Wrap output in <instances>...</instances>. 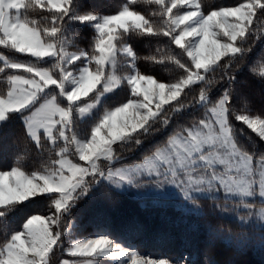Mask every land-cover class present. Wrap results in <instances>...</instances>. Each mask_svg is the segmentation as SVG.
Returning <instances> with one entry per match:
<instances>
[{"label": "snow or ice", "instance_id": "1", "mask_svg": "<svg viewBox=\"0 0 264 264\" xmlns=\"http://www.w3.org/2000/svg\"><path fill=\"white\" fill-rule=\"evenodd\" d=\"M142 2L149 13L138 0L107 14L89 0H0V140L40 160L28 171L14 151L0 168V264H50L54 246L78 258L62 264H240L218 245L264 264V108L250 98L264 95V0ZM81 26L88 43L69 51ZM127 195L189 219L188 250L142 253L137 240L177 238L135 223L113 238L104 205Z\"/></svg>", "mask_w": 264, "mask_h": 264}, {"label": "trees", "instance_id": "2", "mask_svg": "<svg viewBox=\"0 0 264 264\" xmlns=\"http://www.w3.org/2000/svg\"><path fill=\"white\" fill-rule=\"evenodd\" d=\"M125 0H89V3L95 8L96 11L101 13H111L115 11L119 4L124 3ZM211 3L218 6L231 5L235 0H210ZM135 7L139 8L141 11L146 14L150 12V9L145 5L142 0H138V3ZM90 36V30L84 29L81 26V29L76 34L75 46L69 47V51H75L76 46L83 47L88 43V38ZM138 53L141 56L148 55L149 52L155 53L157 45L153 43L151 47H146L144 43L139 40L132 41ZM163 48V45H160ZM0 51H4L0 48ZM259 48L254 49L253 56L255 59H259L258 56ZM139 67L142 71H147L153 73L158 78L167 79L168 72L164 70L161 65H151L148 62L141 60L139 62ZM118 74H123L122 70L117 69ZM6 89V84L3 81V76L0 75V91ZM250 98L252 100V110L254 113H257L259 110L264 108V95L261 94V91L258 87L253 86L250 90ZM249 131L250 130H247ZM254 135V134H252ZM19 153L22 159L23 167L28 170H35L40 167V160L37 158L32 151L25 150L24 146L21 144L18 148L13 147L12 137H9L6 141L0 140V168L8 167L12 163L13 153ZM105 208L111 213L115 224L118 226L114 228L109 234L113 238H118L121 235V227L130 223H135L142 225L149 231H163L171 234L173 237L177 238L173 243H163L158 244L151 240L140 239L136 241V245L139 251L142 253L150 254L153 256H168L171 258H178L180 254L188 249L185 245L179 242V238L182 237L186 232L189 231V226L191 221L173 209L172 207H153L151 205L147 207H141L140 203L134 200L131 195L124 196L118 200L116 205L113 207L111 205L105 204ZM40 210L39 205H34L29 209H26V212L32 214H38ZM24 216V213H19L12 222V227H16L21 217ZM95 233L94 228H86L81 231L78 235L79 238H87ZM3 240V229L0 227V241ZM67 243L65 244V247ZM60 249L54 248L55 256L51 257L50 264H59V261L65 258L64 253L57 255ZM218 254L235 256V258L240 262V264H260V254L257 251L251 249H242L239 254L235 253L232 248L218 245L214 250Z\"/></svg>", "mask_w": 264, "mask_h": 264}, {"label": "rangeland", "instance_id": "3", "mask_svg": "<svg viewBox=\"0 0 264 264\" xmlns=\"http://www.w3.org/2000/svg\"><path fill=\"white\" fill-rule=\"evenodd\" d=\"M54 248H55V246H54ZM57 250H59V249H57ZM62 253H64V255H65L66 257L63 258L62 260H60V261H59V264H62V261L65 260V259H68V260L78 259V258H75V257H71V256H69L67 253L63 252L61 249H60L59 253H56V254H57V255H60V254H62ZM50 256H51V257H52V256H55L54 251H53V253L50 254Z\"/></svg>", "mask_w": 264, "mask_h": 264}]
</instances>
